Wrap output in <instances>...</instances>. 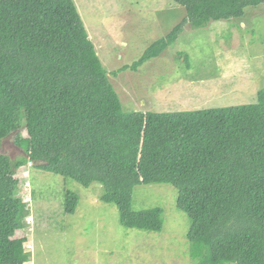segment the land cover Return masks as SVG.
Returning <instances> with one entry per match:
<instances>
[{
	"label": "trees",
	"instance_id": "obj_1",
	"mask_svg": "<svg viewBox=\"0 0 264 264\" xmlns=\"http://www.w3.org/2000/svg\"><path fill=\"white\" fill-rule=\"evenodd\" d=\"M185 20L132 66L157 59L182 27L242 19L264 0H172ZM128 69V68H125ZM117 75V72L115 73ZM26 158L3 154L16 133ZM20 134V135H21ZM99 183L130 229L161 232L165 211H134L141 185H171L191 219L193 264H264V90L254 104L125 112L74 0H0V264H26V166ZM79 196L68 191L66 212Z\"/></svg>",
	"mask_w": 264,
	"mask_h": 264
},
{
	"label": "rangeland",
	"instance_id": "obj_2",
	"mask_svg": "<svg viewBox=\"0 0 264 264\" xmlns=\"http://www.w3.org/2000/svg\"><path fill=\"white\" fill-rule=\"evenodd\" d=\"M74 1L125 112L250 105L264 90V4L248 8L242 19L199 29L184 24L169 49L133 70L154 42L185 20L186 10L172 0ZM20 134L3 142V154L13 160L26 158L17 141L27 134ZM16 178L18 194L32 197L28 226L19 235L31 254L26 264H193L192 222L178 209L179 192L171 185L134 190V211H165L162 231L150 232L123 227L117 206L101 201L99 183L84 187L31 163ZM68 191L80 200L73 214L66 212Z\"/></svg>",
	"mask_w": 264,
	"mask_h": 264
},
{
	"label": "clouds",
	"instance_id": "obj_3",
	"mask_svg": "<svg viewBox=\"0 0 264 264\" xmlns=\"http://www.w3.org/2000/svg\"><path fill=\"white\" fill-rule=\"evenodd\" d=\"M29 195H30V197H31V193L26 194L27 197L23 198V201H24L26 204H28L29 207H30L31 199H30ZM31 198H32V197H31ZM29 218H30V217H28L27 219L30 220Z\"/></svg>",
	"mask_w": 264,
	"mask_h": 264
}]
</instances>
